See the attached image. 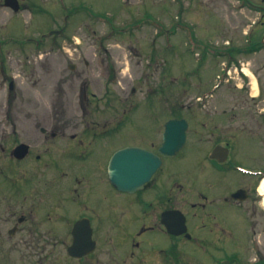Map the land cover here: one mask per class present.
Wrapping results in <instances>:
<instances>
[{
    "label": "flooded vegetation",
    "instance_id": "af4514ba",
    "mask_svg": "<svg viewBox=\"0 0 264 264\" xmlns=\"http://www.w3.org/2000/svg\"><path fill=\"white\" fill-rule=\"evenodd\" d=\"M237 1L259 18L244 32L247 44L229 43L225 48L231 63L234 56L264 49V32L256 41L258 28L264 26V0ZM93 2L0 0V28L3 15L12 21H7L11 27L6 33H0V48L24 50L25 58L33 56L38 64L52 61L40 62V50H47L53 62V51L67 47H93L108 54L109 36L130 28L110 24L111 11H120L123 4L140 8L147 4L116 0L110 6L109 0H97L100 9ZM23 15V26L18 19L11 20ZM89 20L103 21L108 35L90 41L87 33L91 29L96 34L97 29ZM181 27L186 38L194 36L188 24ZM74 33L86 38L79 40ZM96 54L88 58L96 63V75L63 79L64 85L69 81L73 85L68 90L76 96L79 120L75 112L69 116L74 120L31 122L38 132L14 144H8L6 136L11 134L9 127L16 129L14 122L0 126V160L6 161L0 168V264H264V196L259 191L264 171L234 163L235 143L242 136L232 120L198 122L197 129L207 135L197 130L195 144H208L198 147L204 149L198 168H170L167 163L181 150L167 158L159 147L164 124L184 118L182 109L171 117L167 108L161 109L164 116L158 118L156 133L140 125L141 114L150 116L154 109L142 110L130 101L137 88L118 79L107 57L98 59ZM56 81L47 80L43 90L58 95ZM100 85L103 94L98 96L95 86ZM14 86L13 82L12 92ZM68 90L60 87V92ZM108 93H113L112 101ZM93 112L96 119H87ZM186 120L190 142L191 125ZM245 123L240 124L243 132ZM21 144L27 145L22 155L15 152ZM127 148L159 156L160 166L148 177L147 172H117L111 180L109 162Z\"/></svg>",
    "mask_w": 264,
    "mask_h": 264
},
{
    "label": "rangeland",
    "instance_id": "374dc122",
    "mask_svg": "<svg viewBox=\"0 0 264 264\" xmlns=\"http://www.w3.org/2000/svg\"><path fill=\"white\" fill-rule=\"evenodd\" d=\"M94 1V6L100 8L97 0ZM115 1L109 0L110 6ZM139 1L141 0H136L137 3ZM177 1L145 0L147 4L143 8L138 7V4L131 7L123 4L120 11L117 9L111 11L113 16L109 17L110 24L130 28L124 33L109 36L108 54L93 47L91 49L67 47L53 51L56 60L53 62L52 56L46 55L47 50H40V62L45 59L52 61L51 64L46 62L38 64L36 62L38 59L35 58L34 61L33 56L25 58L24 50L2 48L5 58L0 57V126H3L2 123L14 122L16 127L7 129L11 133L6 135L9 136L8 144L27 140L38 132L39 129L32 128L33 124H29L31 122L75 119L69 118L78 109L76 96L68 90L73 85L71 81L64 85L63 79L71 78L74 74H86L88 77L96 75L98 73L96 63L92 64L88 58L97 53L98 59L107 57V62L114 68L118 79L129 81L137 88L130 101L135 100V104H139L142 110L154 109L150 116L141 114L142 116L138 118L140 125H148L152 127L153 133H156L159 127L158 118L164 116L161 109L166 108L168 117L174 116L178 109H182L180 115L190 121V142H187L176 158L167 163L170 168H180L182 165L185 168H198L199 158L204 150L198 147L208 146L207 143L195 144L196 131L202 135L201 130L197 129L198 122L232 120L233 129L237 131L238 136H242L235 143L232 155L234 163L240 162L239 164L248 167L257 165L255 167L264 169V117H257L260 116L259 111L264 109V49H259L253 54L234 56L232 63L227 58L214 55L215 58H210L207 54H204L207 58L202 60L199 56H202L203 49L195 47L198 50L193 52L188 50L182 28L176 29L174 26L177 18L181 19V22L184 21L190 26L189 31H192L196 41L206 42L220 53L229 43L234 46L247 44L243 39L244 32L258 20L259 15L242 9L237 0H179L180 6ZM252 1L259 3L258 0ZM146 15H151L149 19L152 21L146 20ZM2 17L1 24H4V27L0 28V33L4 34L11 27V23L7 22L9 21L7 16ZM14 19H18L17 23L21 26L26 21L25 15L11 18ZM136 22H141L138 27L134 26ZM89 25L97 29L96 34H92L91 29L87 33L90 41L97 39L99 35H108L103 21L98 20L94 23L89 20ZM171 28L175 29L172 36L167 33ZM263 32L264 26L258 28L256 41L260 40ZM73 35L79 40L86 38L85 34ZM84 60L90 64L85 66ZM225 62L230 66L232 80L219 84L221 87L214 91L218 85L216 77L221 74L222 63ZM71 64L76 65L74 70L69 69ZM240 68L251 72L258 82V88L254 86L255 80L251 76L245 77L240 73ZM50 79L57 80L58 89H55L58 95L43 90L46 81ZM11 81L15 85L13 92L9 91ZM61 86L68 92H60ZM95 88H98V96H101L103 94L101 85ZM112 95L113 93L107 94L111 101ZM111 101L109 103L112 104ZM53 103H56L55 109H52ZM72 104L74 106H71ZM215 110L219 112L216 113ZM221 110H226L227 113L223 114ZM72 111L74 112L70 114ZM230 114L234 118L231 119ZM75 115L79 120L80 113L77 112ZM202 115L205 118H202ZM97 116L93 112L87 119H96ZM245 120L246 129L243 132L240 124ZM205 133L203 134L207 135ZM5 163V160H0L1 169H4Z\"/></svg>",
    "mask_w": 264,
    "mask_h": 264
},
{
    "label": "water",
    "instance_id": "95a60500",
    "mask_svg": "<svg viewBox=\"0 0 264 264\" xmlns=\"http://www.w3.org/2000/svg\"><path fill=\"white\" fill-rule=\"evenodd\" d=\"M187 122L184 119L170 120L164 126L163 141L159 148L161 155L171 157L176 154L186 143ZM24 146L17 148L16 153L22 154ZM160 165L158 156L139 149H125L119 151L111 159L108 167L110 177L113 180L117 172H147L148 177ZM127 185L128 182H121Z\"/></svg>",
    "mask_w": 264,
    "mask_h": 264
},
{
    "label": "bare ground",
    "instance_id": "6f19581e",
    "mask_svg": "<svg viewBox=\"0 0 264 264\" xmlns=\"http://www.w3.org/2000/svg\"><path fill=\"white\" fill-rule=\"evenodd\" d=\"M244 73L247 75V76H251L253 78V80H255V85L254 86H257V82H256V79L254 78V76L251 74V72H249L248 70L244 71ZM259 190L262 194H264V180L260 183V187H259Z\"/></svg>",
    "mask_w": 264,
    "mask_h": 264
}]
</instances>
